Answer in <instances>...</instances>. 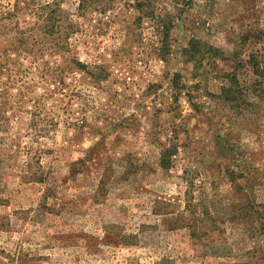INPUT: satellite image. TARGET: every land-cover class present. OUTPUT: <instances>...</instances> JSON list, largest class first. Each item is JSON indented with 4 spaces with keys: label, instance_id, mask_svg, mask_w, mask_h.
<instances>
[{
    "label": "rangeland",
    "instance_id": "374dc122",
    "mask_svg": "<svg viewBox=\"0 0 264 264\" xmlns=\"http://www.w3.org/2000/svg\"><path fill=\"white\" fill-rule=\"evenodd\" d=\"M11 44L0 264H264V0H0Z\"/></svg>",
    "mask_w": 264,
    "mask_h": 264
},
{
    "label": "trees",
    "instance_id": "16d2710c",
    "mask_svg": "<svg viewBox=\"0 0 264 264\" xmlns=\"http://www.w3.org/2000/svg\"><path fill=\"white\" fill-rule=\"evenodd\" d=\"M19 41V39L17 40ZM23 48V47H22ZM17 51L20 52L21 51V47L20 46H16V45H9L4 49H1L0 51V85H4L5 87L7 86L6 83H2V76L4 74L11 73L14 70L13 65H18L15 63V61H11L10 59L13 56V53ZM18 55V54H17ZM71 61H73L74 63L77 64V66L79 68H81L82 66L85 67V65H83L78 57L75 56H71ZM241 63L239 64L240 69L241 67L243 68V70H246L248 73H246L245 71H243L241 69V72L246 76V77H250L249 73L250 71H252L254 74H256L258 77L254 80L255 83H250L253 87V89H255L256 84L257 85H261L263 88L259 87V89H256V91H262V93L264 92V55H259V54H251L248 60H241ZM13 64V65H12ZM73 69L71 66L68 67V69H66V71H69ZM74 70V69H73ZM65 72L62 71L61 73ZM256 75H253L254 77ZM254 77H251V80L254 79ZM232 80H234V88H233V93H236L234 98L238 99L240 97L246 96L249 91H251V87L248 85V83L250 82V80H246L245 83H241L240 81V75L236 74V72L232 75ZM225 90H227V92L230 91V87H226ZM9 89H5L3 92L6 93L8 92ZM233 99V98H231ZM166 157V154H165ZM163 157V158H165ZM164 164H166L167 162L162 160Z\"/></svg>",
    "mask_w": 264,
    "mask_h": 264
}]
</instances>
